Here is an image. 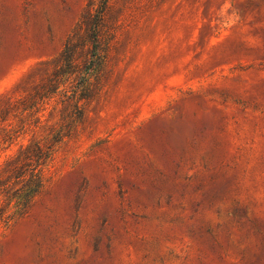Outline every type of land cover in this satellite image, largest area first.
Wrapping results in <instances>:
<instances>
[{"label":"rangeland","instance_id":"374dc122","mask_svg":"<svg viewBox=\"0 0 264 264\" xmlns=\"http://www.w3.org/2000/svg\"><path fill=\"white\" fill-rule=\"evenodd\" d=\"M101 1L0 0V168L59 139L0 264H264V0H108L87 74ZM74 34L77 73L22 112Z\"/></svg>","mask_w":264,"mask_h":264},{"label":"trees","instance_id":"16d2710c","mask_svg":"<svg viewBox=\"0 0 264 264\" xmlns=\"http://www.w3.org/2000/svg\"><path fill=\"white\" fill-rule=\"evenodd\" d=\"M107 2L108 0L101 1L100 6L91 15L88 22L85 38L92 47L91 60L82 69V72L87 74L96 72L100 74L102 70L103 62L99 59L97 50L99 32L103 25ZM77 42L76 34L66 42L60 58V61H63V67L54 70L38 88L33 90L21 102V105H23L22 112H27L39 104H43L45 100L50 99L52 95L57 93L62 84L69 83L70 78L77 73V67H72L74 52L78 46ZM69 93L70 95H63V97L67 101L70 100L71 103L68 105H71L76 111L74 119L79 122L83 115V110L78 105L79 102L88 101L93 97L89 92L86 77L82 76L78 79V82L75 81V85L72 86ZM69 106H67V109ZM6 113L9 114V112ZM29 113L32 116L33 112ZM2 140H11V133H6ZM58 141V135H55L45 145L39 141L32 142L21 148L13 158L9 159L0 168V225L28 213L34 199L44 187L46 182L44 168L52 161L54 147Z\"/></svg>","mask_w":264,"mask_h":264}]
</instances>
